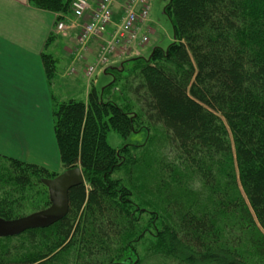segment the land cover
<instances>
[{"label":"trees","instance_id":"1","mask_svg":"<svg viewBox=\"0 0 264 264\" xmlns=\"http://www.w3.org/2000/svg\"><path fill=\"white\" fill-rule=\"evenodd\" d=\"M27 1L57 13L53 31L70 13L71 0ZM163 12L165 49L106 66L111 80L91 82L86 101L54 104L61 167L84 182L58 221L0 236V264H129L143 237L135 193L161 263L264 264V0H169ZM42 60L52 77L56 59ZM143 129L141 144L106 141ZM57 174L0 154V218L46 208L41 179Z\"/></svg>","mask_w":264,"mask_h":264},{"label":"crops","instance_id":"2","mask_svg":"<svg viewBox=\"0 0 264 264\" xmlns=\"http://www.w3.org/2000/svg\"><path fill=\"white\" fill-rule=\"evenodd\" d=\"M55 18V13L32 7L27 0H0V131L6 132L0 136L17 148L11 157L47 168L60 161L53 131V106L75 98L73 93L54 96L53 82H59L58 78L54 79L57 77L56 69L53 79L45 73L42 53L47 49L44 44ZM147 25L152 29L151 40L158 42L151 20L148 19ZM71 31L55 39L68 37L70 47L65 51L68 55L80 52L82 62L79 63L85 74L100 40L91 38L83 48L77 43L78 30ZM148 42L140 48L141 55ZM50 46L55 50L58 48L56 43ZM70 70L73 75L79 74L75 67ZM86 85L88 93V81Z\"/></svg>","mask_w":264,"mask_h":264},{"label":"rangeland","instance_id":"3","mask_svg":"<svg viewBox=\"0 0 264 264\" xmlns=\"http://www.w3.org/2000/svg\"><path fill=\"white\" fill-rule=\"evenodd\" d=\"M115 1L116 3L112 10L113 11V22H118L121 15L124 13V2H126V0H115ZM149 2H150V5H149L150 9L148 13V19L151 20L152 27L156 30L155 35L157 36L158 42L154 43L153 40H151L152 36L150 35L151 38L148 42V46L142 52L144 56H147L150 53V50L154 46H159L165 49L171 43L172 37H173V30H172L170 20L167 18V16L163 12L164 7L169 2V0H149ZM55 14L57 15V13ZM70 15H71L70 13H66L64 16L70 17ZM151 30L152 29H150V32ZM51 32L53 34L55 33L54 34L55 38L58 35H63V33L53 31V24H52L51 31L49 32V34H51ZM56 40L58 39H53V41L47 46V49H45V51L50 53L56 59L55 65H56L57 77H55L54 79L56 80V78H58L57 81L59 82L57 84L55 83V81L53 82V88H52L53 94L54 96L55 95L56 96L57 95L66 96L67 93H70V94L73 93V96L75 98L83 100L86 98V93H87L86 84L88 80L84 74L83 68L80 65L81 63H79V62H82L79 59L80 52L77 51L73 55L71 53L68 55V51H65L66 47H70V40H68V37H60L58 41ZM96 41H99V39H96ZM53 43L57 44L58 46L57 50H55L54 46H50ZM98 43H100V41ZM98 43H97V49L99 46ZM96 55H97V51L95 53L94 58L96 57ZM129 58L130 57H125L123 59H117L118 61H116V63H118L119 61L129 59ZM74 67L78 71L79 73L78 75H73L72 73H70V69ZM49 79H53V77H50ZM110 80H111L110 75H103V74H100L99 72V76L97 77V80L95 81V85L99 87L101 84L107 83ZM91 82H92L91 79H89V83H88L89 86ZM1 133L5 134L6 132L5 130H1L0 134ZM146 135H147L146 130L143 129L139 132H132L128 136L123 138L116 131L109 130L106 134V141L111 147L119 148L124 144H141L145 141ZM16 150L17 148L14 145L10 144L6 140V138L0 136V154L1 155L13 156V154L16 153ZM19 160L23 161V159H19ZM37 164L40 165L39 163ZM51 167L52 166L48 168L45 167V168H47V170L49 171L57 172V173H61L63 171L60 161L58 162V164H56V166H53L52 168ZM138 172H139L138 176L139 177L141 176L143 180V170L139 169ZM123 173H124V169H122L121 171H115L114 176L122 177ZM139 182L140 180L137 181L138 184ZM47 194H48V191H47ZM142 195L144 194L135 193L134 195L131 196V200L133 201L136 212L138 216L141 217V221L144 222V224L138 228L139 231L143 230L142 231L143 237L136 246L137 257H135L134 255H130L128 263L135 264L137 260L138 264H163L160 262V260H158L155 257L153 246H152L153 242H152L151 237L148 236V233L150 232V230L147 226L148 224L147 225L145 224V220L148 218L149 213H148L147 208L141 201ZM124 263L125 262H121V264H124Z\"/></svg>","mask_w":264,"mask_h":264},{"label":"built area","instance_id":"4","mask_svg":"<svg viewBox=\"0 0 264 264\" xmlns=\"http://www.w3.org/2000/svg\"><path fill=\"white\" fill-rule=\"evenodd\" d=\"M115 3V0H71L72 16L61 15L55 26L54 32L63 35L77 29V43L83 48L91 38L100 40L96 57L85 69L88 81L94 82L99 72L117 59L140 55V48L150 38L149 0H126L118 22H113Z\"/></svg>","mask_w":264,"mask_h":264},{"label":"water","instance_id":"5","mask_svg":"<svg viewBox=\"0 0 264 264\" xmlns=\"http://www.w3.org/2000/svg\"><path fill=\"white\" fill-rule=\"evenodd\" d=\"M48 191L49 205L14 219L0 218V236H9L29 228L46 227L61 219L68 209V191L84 182L79 166L66 169L53 178H42Z\"/></svg>","mask_w":264,"mask_h":264}]
</instances>
